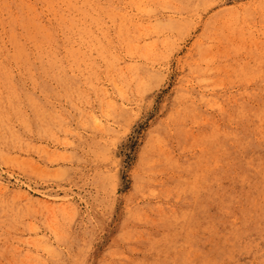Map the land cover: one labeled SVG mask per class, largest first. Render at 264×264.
<instances>
[{
  "label": "rangeland",
  "instance_id": "374dc122",
  "mask_svg": "<svg viewBox=\"0 0 264 264\" xmlns=\"http://www.w3.org/2000/svg\"><path fill=\"white\" fill-rule=\"evenodd\" d=\"M19 6L52 29L33 40L15 26L24 61L14 59L7 24ZM150 52L158 75L140 108L107 137L99 131L94 146L88 121L111 120L89 87L97 82L121 105L117 90L128 82L114 79V90L108 59L126 75L129 63L152 67ZM195 63L206 86L193 79L196 117L185 121L183 147L174 142L180 175L133 218L128 204L145 201L130 173L159 108L191 82ZM262 100L264 0H0V264H195L209 195L238 175L242 137L257 130ZM257 209L248 215L260 227ZM254 250L264 259V241Z\"/></svg>",
  "mask_w": 264,
  "mask_h": 264
},
{
  "label": "bare ground",
  "instance_id": "6f19581e",
  "mask_svg": "<svg viewBox=\"0 0 264 264\" xmlns=\"http://www.w3.org/2000/svg\"><path fill=\"white\" fill-rule=\"evenodd\" d=\"M15 1L18 2L19 0ZM17 11L18 17L10 20L7 24L10 27V41L15 52L14 59L24 61L23 46L16 34L15 26L22 25L27 32V35H24L25 38L28 37L33 40L44 35H50L52 29L43 30L32 10L19 6ZM28 16L29 19L26 18ZM180 26L181 24H174L171 28ZM204 36H206V29L201 37ZM206 51L207 47L204 46L199 54L202 55ZM156 52L158 56L159 53L161 55V52ZM153 54L154 52H150L147 55V60H150H148L149 65L151 64L152 67L139 65L137 62L129 63L125 72L126 75L119 66V59L118 61L113 60V58L108 59L105 65V74L111 78L114 90L116 91L117 88V82L114 79L126 78L128 82L125 90H117L122 99L121 105L113 101L107 91H103L97 82L89 85V89L91 88L95 93L97 101L102 106L103 114L111 120V123L106 125L108 127L98 124L96 119L92 124L90 120L88 121V126L92 125L93 141L96 142L94 146H97L96 134L99 131L107 137L116 128L128 124L135 109L140 108L143 98L158 75L153 65L156 55ZM208 71H210L209 68ZM195 76L200 77V79ZM205 76L206 70L197 67L196 63L192 64L190 71H188L191 82L180 83L175 96L170 99L168 105L164 104L159 108L160 117L154 121L148 130L144 144L137 156L136 165L130 173V178L133 181L132 192L144 198L141 201H145V205L142 207L137 201L132 206L128 204L133 218L142 219L144 214L152 210L150 209V201L161 195L165 187L175 186L174 178L180 175L179 170L183 166L176 163L174 158V142L177 139L180 142H178L179 147H183L181 140L186 132L185 121L191 116L196 117L193 116L197 110L196 101L201 98L200 92L192 82L193 79H196L197 85H199L197 87L204 89L206 86L204 83ZM257 124L256 131L246 133L242 137L245 162L244 164L241 163L237 176L230 177L229 175L227 177L228 190L221 196L214 193L209 195L213 213L212 215L207 214L205 217L207 219L203 225L207 234L205 239L200 238L196 241L195 264H255V262L261 264L264 261L261 259V255L254 250V240L264 241V225L257 227V222H253L248 215L251 210L257 209L259 200L264 197V159H261L264 157V100L260 104ZM255 164L258 166L255 167ZM116 175V187L119 188L122 177L120 169ZM178 185L177 196L180 197L182 193L179 191L182 188L180 184ZM255 214H261L264 221V209H257ZM226 244H229L230 247L224 249L223 245ZM262 257L264 258V255Z\"/></svg>",
  "mask_w": 264,
  "mask_h": 264
}]
</instances>
